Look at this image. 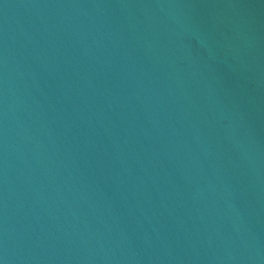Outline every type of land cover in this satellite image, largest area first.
Wrapping results in <instances>:
<instances>
[{"label":"water","instance_id":"95a60500","mask_svg":"<svg viewBox=\"0 0 264 264\" xmlns=\"http://www.w3.org/2000/svg\"><path fill=\"white\" fill-rule=\"evenodd\" d=\"M0 264H264V0H0Z\"/></svg>","mask_w":264,"mask_h":264}]
</instances>
